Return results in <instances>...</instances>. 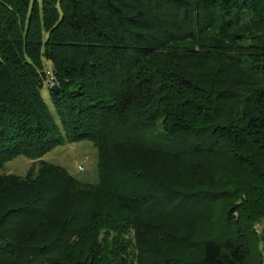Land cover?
<instances>
[{"label":"trees","instance_id":"obj_1","mask_svg":"<svg viewBox=\"0 0 264 264\" xmlns=\"http://www.w3.org/2000/svg\"><path fill=\"white\" fill-rule=\"evenodd\" d=\"M82 138L96 182L41 158ZM18 154L0 264H263L264 0H0Z\"/></svg>","mask_w":264,"mask_h":264},{"label":"rangeland","instance_id":"obj_2","mask_svg":"<svg viewBox=\"0 0 264 264\" xmlns=\"http://www.w3.org/2000/svg\"><path fill=\"white\" fill-rule=\"evenodd\" d=\"M47 69L49 73L52 71L49 62H47ZM42 93L47 99L48 92L46 87H43ZM47 101L50 102V99ZM41 158L61 165L81 182H96L98 179L97 147L90 139L82 138L75 141L65 139L47 150ZM31 163V158L18 154L6 161L0 167V172H14L23 175L27 172ZM262 256L264 264V251Z\"/></svg>","mask_w":264,"mask_h":264},{"label":"water","instance_id":"obj_3","mask_svg":"<svg viewBox=\"0 0 264 264\" xmlns=\"http://www.w3.org/2000/svg\"><path fill=\"white\" fill-rule=\"evenodd\" d=\"M57 88V84H51V89H56Z\"/></svg>","mask_w":264,"mask_h":264}]
</instances>
